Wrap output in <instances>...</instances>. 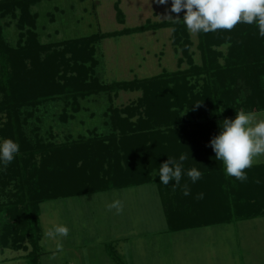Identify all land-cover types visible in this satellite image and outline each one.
Returning a JSON list of instances; mask_svg holds the SVG:
<instances>
[{"label": "trees", "instance_id": "trees-1", "mask_svg": "<svg viewBox=\"0 0 264 264\" xmlns=\"http://www.w3.org/2000/svg\"><path fill=\"white\" fill-rule=\"evenodd\" d=\"M49 1L54 0H0V141L10 138L19 145L6 169L0 163V248L25 252L29 243L27 263L41 264L44 203L145 184L156 185L170 232L264 217V165L252 166L241 182L226 175L210 146L220 134L219 119L240 110L264 112V37L257 26L199 33L197 66L183 17L44 44L32 7ZM115 9L124 24L119 1ZM8 17L20 31L16 47L4 36L2 20ZM161 29L172 31L173 46L189 60V69L109 85L93 76L102 40ZM119 91L142 96L122 109H108L106 135L56 144L26 130L51 101L70 104L77 113L80 100ZM181 154L187 159L180 185L160 183V165ZM193 167L202 173L195 183L187 176Z\"/></svg>", "mask_w": 264, "mask_h": 264}, {"label": "rangeland", "instance_id": "rangeland-1", "mask_svg": "<svg viewBox=\"0 0 264 264\" xmlns=\"http://www.w3.org/2000/svg\"><path fill=\"white\" fill-rule=\"evenodd\" d=\"M118 1L124 24L117 18ZM171 6L172 0L167 5L157 0H54L32 7V12L38 14L36 30L45 44L119 32L142 26L147 20L170 21L168 15L184 17L186 10L170 13ZM2 24L7 42L16 47L17 21L8 17ZM171 35L170 29H161L102 40L96 47L93 76L109 85L189 69V60L173 46ZM190 39L193 64L201 66L198 34L190 33ZM141 96L140 91L100 93L80 100L77 113L70 104L51 101L41 107L26 130L31 137L35 130L45 142L56 144L103 136L110 131L105 116L108 109H122ZM184 115L191 118L189 112ZM229 118L236 117L218 120L219 132ZM117 199L124 204L121 214L107 209ZM41 209V264H264V217L170 232L164 202L154 184L46 202ZM55 224L70 230L67 237L57 238L63 245L60 252L56 251L57 241L45 236ZM25 244V252L0 248V264H28L25 256L32 247ZM54 253L55 258L50 259Z\"/></svg>", "mask_w": 264, "mask_h": 264}, {"label": "clouds", "instance_id": "clouds-1", "mask_svg": "<svg viewBox=\"0 0 264 264\" xmlns=\"http://www.w3.org/2000/svg\"><path fill=\"white\" fill-rule=\"evenodd\" d=\"M158 4L167 5L168 0H157ZM186 10L183 23L191 34L201 32L207 34L218 30L232 31L241 23L255 24L260 37H264V0H172L170 13L180 14ZM173 22L171 15L166 17ZM222 131L210 143L216 153V160L222 161L225 173L241 182L247 180L246 172L260 157H264V118H258L256 112L240 110L236 118L225 119L221 125ZM19 152V145L12 139L0 141V163L6 167L13 162ZM187 159L181 154L179 160L169 157L159 167L160 183L165 186L171 182L174 188L180 185L183 174V162ZM170 165H172L170 167ZM187 176L193 183L202 178V173L195 167L187 171ZM184 194L189 195L190 189L184 186ZM203 198V193L198 194ZM108 211L115 210L121 214L124 210L123 201L117 199L107 205ZM69 228L66 225L55 224L45 232V236L57 241L56 251L63 250L58 237H67ZM55 258V253L50 259Z\"/></svg>", "mask_w": 264, "mask_h": 264}, {"label": "crops", "instance_id": "crops-1", "mask_svg": "<svg viewBox=\"0 0 264 264\" xmlns=\"http://www.w3.org/2000/svg\"><path fill=\"white\" fill-rule=\"evenodd\" d=\"M258 113H261V114H258ZM257 116H259L260 118H264V114L263 112H257ZM256 165H264V157H260V160L258 159L257 162L253 165V166H256Z\"/></svg>", "mask_w": 264, "mask_h": 264}]
</instances>
